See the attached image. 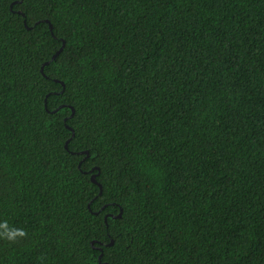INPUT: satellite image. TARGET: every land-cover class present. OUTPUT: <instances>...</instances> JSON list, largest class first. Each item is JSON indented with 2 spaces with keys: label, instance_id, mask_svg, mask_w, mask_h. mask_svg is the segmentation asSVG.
<instances>
[{
  "label": "trees",
  "instance_id": "trees-1",
  "mask_svg": "<svg viewBox=\"0 0 264 264\" xmlns=\"http://www.w3.org/2000/svg\"><path fill=\"white\" fill-rule=\"evenodd\" d=\"M105 262L264 264V0H0V264Z\"/></svg>",
  "mask_w": 264,
  "mask_h": 264
},
{
  "label": "water",
  "instance_id": "water-1",
  "mask_svg": "<svg viewBox=\"0 0 264 264\" xmlns=\"http://www.w3.org/2000/svg\"><path fill=\"white\" fill-rule=\"evenodd\" d=\"M20 13H22V11H19ZM23 14V13H22ZM49 22V21H48ZM25 23H26V25H27V21H25ZM28 26V25H27ZM29 27V26H28ZM50 28L51 29H53V26H52V24H50ZM63 46H64V44H63ZM63 46L53 55V57H52V59L54 60L56 57H57V55L62 51V49H63ZM50 61H46L44 64H43V66H42V69H44V66L46 65V64H48ZM56 111V110H55ZM73 114H74V108H73ZM69 128H71V127H69ZM69 141H70V139L67 141V144H66V146L68 147V143H69ZM92 180L94 181V182H96L97 184H99V186H100V189H101V191L100 192H102V185L97 181V179H96V175H93L92 176ZM119 215H121V214H119ZM106 219H107V216H106ZM101 256H102V254L100 255V258H101ZM103 264H110V263H108V262H105V263H103Z\"/></svg>",
  "mask_w": 264,
  "mask_h": 264
}]
</instances>
